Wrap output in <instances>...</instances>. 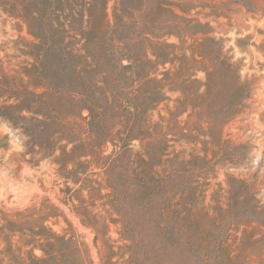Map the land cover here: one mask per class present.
I'll return each mask as SVG.
<instances>
[{"label": "rangeland", "instance_id": "rangeland-1", "mask_svg": "<svg viewBox=\"0 0 264 264\" xmlns=\"http://www.w3.org/2000/svg\"><path fill=\"white\" fill-rule=\"evenodd\" d=\"M75 7L53 10L51 30L47 0H0V264H163L138 207L147 185L166 176L159 188L169 196L159 192L151 205L195 208L193 222L212 252L208 264H264V0H107L111 23L115 14L133 21L116 35L132 37L140 27L161 37L131 43L129 51L166 40L171 47L152 51L173 55L162 64L150 54L154 63L144 64L157 72L149 91L162 88L165 98L143 112L142 140L118 158L111 142L100 156L87 145L72 151L88 136L89 112L63 113L68 101L58 91H48L44 114L25 111L28 121L14 110L13 121L1 114V106L19 102L36 111L29 93L44 94L47 71L64 66L63 51L82 47L81 19L71 23L77 34L65 26ZM94 8L102 13L101 0ZM135 68L119 76L131 119L146 103L134 93ZM105 156L115 167L107 170ZM112 187L123 189L118 201ZM176 216L165 213L171 223Z\"/></svg>", "mask_w": 264, "mask_h": 264}, {"label": "trees", "instance_id": "trees-1", "mask_svg": "<svg viewBox=\"0 0 264 264\" xmlns=\"http://www.w3.org/2000/svg\"><path fill=\"white\" fill-rule=\"evenodd\" d=\"M76 1L77 0H55L57 5H54V0H47V19L53 10L57 8L61 10L67 6L72 7V5H75L76 7L70 10L71 14L69 15V21L66 22L65 26H69L71 31L75 34L79 32L80 40L83 41L82 47L80 49H65L63 55L66 56L67 59L64 60V66L57 72L54 71V66L51 65L52 68L47 71V88L44 94L37 92L29 93L33 99L31 104H33L32 102L34 101L36 111L30 110V106H21L19 102L17 105L1 106V109L6 110H2L4 113L1 112V114L13 121V117L8 114L10 113L9 111L14 110L19 116L18 119L28 121L29 118L23 115V113L27 111L39 116L44 114L42 113L43 111L39 109V106L50 105V102H52L48 91H58V95L67 97V100L64 102L68 101V105L65 107L66 109L63 110V113L73 117L80 115L85 110L89 112L87 117L90 119L89 124L91 127L88 136L81 141H74L72 151L78 147L87 145V148L92 149L90 154L93 152L100 156L103 147L108 142H111L115 148H120V150L114 154L115 158H118L123 153L131 150L132 141L134 139L142 140L140 137L144 130L143 125H141L142 115L149 109H152L153 105L165 98V93L162 88L149 91V83L158 80L156 76H153L156 75L157 72L154 69H149L151 67L144 64L147 62L154 63L150 58V54L155 56L158 60L161 58L160 62L162 61V64L172 62V53L168 52L158 55L152 51L154 50L153 48L156 46L158 47V45L164 47H171V45L167 43L166 40L162 41V43L157 42L153 47L144 48L141 52L142 57L138 59L141 53H139L138 49H131V51H129L130 48L128 47L136 46L131 43L146 41L149 44H153L151 37L155 39L161 37L154 36L152 32H143L139 27L137 32L138 35L122 38L120 35H116V32L129 27L133 22L132 19H128L127 15H122L119 18L117 14H115L114 22L111 23L105 13L107 0H101L102 13L100 15H95V0H89L87 4H85V0H79V2L75 4ZM86 6L89 8L86 9ZM121 7L122 5H120V8ZM79 8L83 11L80 15L76 13V9ZM63 13H66V11ZM141 13H143V10ZM40 15V13H35L32 17L36 20ZM77 16L82 22V26L80 25L78 32H76L77 29L71 24L77 21ZM42 17L43 15L40 19H42ZM66 18L68 19V15ZM48 21L52 25L50 28L52 30L54 21H50L49 19ZM136 22L137 26H139L140 21ZM164 33L171 32L166 30L161 34ZM48 37H50V35L47 31V41ZM38 38L41 39V37ZM50 48L51 46L47 45V54ZM69 57H74L71 59L78 60V62L75 61V63L69 64ZM143 57L146 58V60H144ZM125 59L129 61L127 65L123 64ZM36 60V66L41 67L43 63L42 59L37 56ZM132 60L135 61V64H132ZM66 66H69V68L66 69ZM135 67H137L138 70H136ZM132 68H135V71L134 74H131V77H136L141 83H139V88L135 90L134 93L141 91V98L144 97L143 101H146L145 105L142 107H135L138 114L137 119L130 118L131 115H134V113H131L128 109L131 104L130 102H132L131 96L126 94V92H124L125 90L121 89L125 86L121 85L119 79L120 75H123ZM54 80L63 82V84L59 85L60 83H55ZM64 84H67V87H64ZM131 95H133V93H131ZM134 96L136 97V95ZM47 99L50 102H47ZM134 99L136 100V98ZM100 103H105V105L100 107ZM144 106H146L145 109H143ZM121 109L127 110V113L124 115L121 114ZM54 111L56 112L57 109L52 110L53 113ZM30 119L40 121V119ZM104 158L108 159L106 165L107 170L113 166L115 167L117 163L116 159H109L111 158L110 156H105ZM139 160L143 163H147L143 156H140ZM157 175L153 173L152 178L157 180L160 174L157 173ZM165 178L163 179L161 177L162 183L166 181ZM161 184L156 185L153 181L151 186L147 185V191L144 189L142 193L145 206L138 207V210H141V217L149 224V234L156 238L158 246L157 252L164 257L163 264H208L212 257V252L206 247L204 231L197 229L193 222V217L198 216V212H195V208L187 206L181 209L180 206L170 207L166 205V203H157L155 207L151 205V200L156 197L157 193L161 192L159 199L161 197L163 198L164 195L165 197L169 196V194L166 195L168 190L160 191L159 187ZM112 188L113 193L117 194L116 200L118 201L123 189L120 187ZM128 190H131V188H128ZM169 210L177 214L175 221L172 223L165 219V213H168ZM181 221H183L182 224H180ZM124 222L126 221H123V223ZM129 240L134 243L136 239ZM223 242H220L218 245L221 251L224 250ZM136 243L134 245H136Z\"/></svg>", "mask_w": 264, "mask_h": 264}]
</instances>
